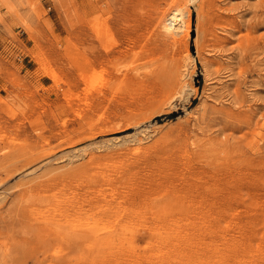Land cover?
<instances>
[{
  "label": "rangeland",
  "instance_id": "374dc122",
  "mask_svg": "<svg viewBox=\"0 0 264 264\" xmlns=\"http://www.w3.org/2000/svg\"><path fill=\"white\" fill-rule=\"evenodd\" d=\"M153 38L193 62L174 105L113 82ZM24 263L264 264V0H0V264Z\"/></svg>",
  "mask_w": 264,
  "mask_h": 264
},
{
  "label": "bare ground",
  "instance_id": "6f19581e",
  "mask_svg": "<svg viewBox=\"0 0 264 264\" xmlns=\"http://www.w3.org/2000/svg\"><path fill=\"white\" fill-rule=\"evenodd\" d=\"M178 23H179V20H178ZM201 23H203V21ZM201 23H200V25H201ZM201 41H202V39H201ZM143 45L146 46V48H148L149 51L155 50L158 53V55L155 57L157 62L148 70H139L138 72L137 71L132 72L131 74L126 73L127 75L122 74V73L114 74L113 75V77H115L114 81H113L114 85L115 86H122L125 83H128L130 81H134V80H138V81L140 80L142 82L143 81L144 82L150 81V82H153V84H152L153 90L155 89V92L151 94V98L154 101L152 103V105L173 104L175 101V97H176L175 93L177 92L174 89L175 83H176V81H178V79H180V77L182 75V70L184 69V71H185L184 72V74H185L184 78H182L183 81L187 80V74H190V76L193 75L192 74L193 71L191 70V67H193V65H192L193 62L191 61V58L188 57L187 59L184 60L186 62V60L188 61V59H189L190 66L189 65L188 66L187 65L182 66L183 60H182V57L179 55L178 47L175 46L171 52H169L167 49L157 51V48H160V47L158 44V40L156 38H153L150 42L144 43ZM120 50L122 52L121 47L118 48V51H120ZM107 88L105 87L104 92L106 91ZM187 89H188V93H189V88H187ZM101 96H102V94H101ZM168 106H166V107H168ZM140 199H144V198L140 197ZM132 203L135 204L136 202H132ZM136 207H137V203H136ZM133 209L136 210L135 207Z\"/></svg>",
  "mask_w": 264,
  "mask_h": 264
}]
</instances>
